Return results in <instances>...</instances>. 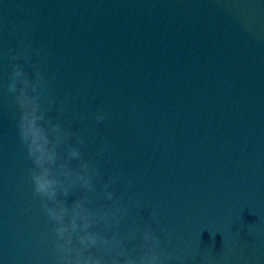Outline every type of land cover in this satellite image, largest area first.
<instances>
[{
	"label": "water",
	"instance_id": "95a60500",
	"mask_svg": "<svg viewBox=\"0 0 264 264\" xmlns=\"http://www.w3.org/2000/svg\"><path fill=\"white\" fill-rule=\"evenodd\" d=\"M37 61L46 118L114 181L119 223L97 231L135 258L150 228L159 264H264V0H0V264H60L7 91Z\"/></svg>",
	"mask_w": 264,
	"mask_h": 264
},
{
	"label": "clouds",
	"instance_id": "9594fccd",
	"mask_svg": "<svg viewBox=\"0 0 264 264\" xmlns=\"http://www.w3.org/2000/svg\"><path fill=\"white\" fill-rule=\"evenodd\" d=\"M32 53L31 48L22 47L10 60L19 61L21 57L31 60ZM36 55H39L38 50ZM32 69L34 78L19 63L14 64L7 91L13 94L19 111L17 129L31 161L29 174L33 196L39 199L41 209L54 226L60 264H108L104 255L94 251L100 249L108 255L115 251L111 264H159L156 254L159 241L150 228H146L142 236L143 244L151 254L144 253L135 258L128 256L123 240L116 233L109 238L97 231L101 225L111 229L119 223V198L108 191L114 181L105 182L95 163L85 159L81 148L76 146L84 144L78 133L46 118L54 103L48 94L50 81L44 75L40 61L32 64ZM105 118L104 114H98L95 120L100 122ZM98 183L104 189L102 198L112 202L102 212L91 207L92 197L97 196ZM73 192L82 194L69 205L67 198ZM116 257L125 259L121 262Z\"/></svg>",
	"mask_w": 264,
	"mask_h": 264
}]
</instances>
